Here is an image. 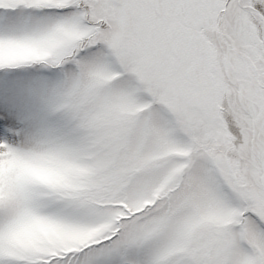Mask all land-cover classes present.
Returning <instances> with one entry per match:
<instances>
[{"label":"snow or ice","instance_id":"snow-or-ice-1","mask_svg":"<svg viewBox=\"0 0 264 264\" xmlns=\"http://www.w3.org/2000/svg\"><path fill=\"white\" fill-rule=\"evenodd\" d=\"M0 264H264V0H0Z\"/></svg>","mask_w":264,"mask_h":264}]
</instances>
